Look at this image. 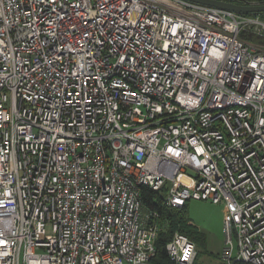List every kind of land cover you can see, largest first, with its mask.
Listing matches in <instances>:
<instances>
[{
	"label": "built area",
	"instance_id": "obj_1",
	"mask_svg": "<svg viewBox=\"0 0 264 264\" xmlns=\"http://www.w3.org/2000/svg\"><path fill=\"white\" fill-rule=\"evenodd\" d=\"M245 34L260 14L189 0H0V264H152L144 190L224 204L221 264H264V41ZM166 250L197 264L183 233Z\"/></svg>",
	"mask_w": 264,
	"mask_h": 264
},
{
	"label": "rangeland",
	"instance_id": "obj_2",
	"mask_svg": "<svg viewBox=\"0 0 264 264\" xmlns=\"http://www.w3.org/2000/svg\"><path fill=\"white\" fill-rule=\"evenodd\" d=\"M264 20V16L261 17ZM250 42H262L263 37L245 34ZM224 204H213L209 201L192 200L188 202V216L191 222L205 236V248L200 249L197 264H220L219 255L225 242Z\"/></svg>",
	"mask_w": 264,
	"mask_h": 264
},
{
	"label": "trees",
	"instance_id": "obj_3",
	"mask_svg": "<svg viewBox=\"0 0 264 264\" xmlns=\"http://www.w3.org/2000/svg\"><path fill=\"white\" fill-rule=\"evenodd\" d=\"M260 16L263 17L264 13H261ZM144 192L146 193V202L148 207L158 210L162 215L161 224L163 228L160 231L157 240V254L152 259L151 263L173 264L167 254L166 246L176 232L187 235L192 241L196 243L199 251V258L200 249L205 248V236L202 234V232H200L197 226L191 222V219L188 216V204L182 209H165L161 205V199L156 197L157 195H155V193L149 192L147 190H144ZM154 199H156L158 202H153Z\"/></svg>",
	"mask_w": 264,
	"mask_h": 264
},
{
	"label": "water",
	"instance_id": "obj_4",
	"mask_svg": "<svg viewBox=\"0 0 264 264\" xmlns=\"http://www.w3.org/2000/svg\"><path fill=\"white\" fill-rule=\"evenodd\" d=\"M195 3L213 6L219 9L233 11L244 14H261L264 13V5L262 6H241L236 4H230L221 2L218 0H189Z\"/></svg>",
	"mask_w": 264,
	"mask_h": 264
},
{
	"label": "crops",
	"instance_id": "obj_5",
	"mask_svg": "<svg viewBox=\"0 0 264 264\" xmlns=\"http://www.w3.org/2000/svg\"><path fill=\"white\" fill-rule=\"evenodd\" d=\"M224 215H225V212H224ZM219 260H220V257H219ZM220 264H221V260H220Z\"/></svg>",
	"mask_w": 264,
	"mask_h": 264
}]
</instances>
